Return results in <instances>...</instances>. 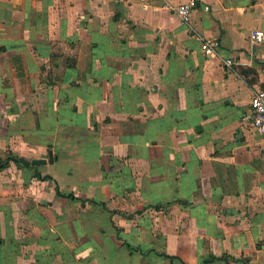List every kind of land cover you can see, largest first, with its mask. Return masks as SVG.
Returning <instances> with one entry per match:
<instances>
[{
  "label": "crops",
  "instance_id": "1",
  "mask_svg": "<svg viewBox=\"0 0 264 264\" xmlns=\"http://www.w3.org/2000/svg\"><path fill=\"white\" fill-rule=\"evenodd\" d=\"M188 1L0 0V264H264V0Z\"/></svg>",
  "mask_w": 264,
  "mask_h": 264
},
{
  "label": "built area",
  "instance_id": "2",
  "mask_svg": "<svg viewBox=\"0 0 264 264\" xmlns=\"http://www.w3.org/2000/svg\"><path fill=\"white\" fill-rule=\"evenodd\" d=\"M195 0H190L187 3L178 6H170V9L179 18L181 23H189L191 20V10L195 6ZM251 43H260L264 40V31L260 29H252L248 34ZM201 47L205 55L215 56L216 49L219 47V42L216 40H203L201 38ZM225 66H232V61L225 59L223 63ZM251 99L252 115L250 120L252 126L261 134L264 135V90H257L253 93Z\"/></svg>",
  "mask_w": 264,
  "mask_h": 264
},
{
  "label": "water",
  "instance_id": "3",
  "mask_svg": "<svg viewBox=\"0 0 264 264\" xmlns=\"http://www.w3.org/2000/svg\"><path fill=\"white\" fill-rule=\"evenodd\" d=\"M49 158L51 159V153H49ZM45 160L43 159H33L30 161V165H40V164H44Z\"/></svg>",
  "mask_w": 264,
  "mask_h": 264
},
{
  "label": "trees",
  "instance_id": "4",
  "mask_svg": "<svg viewBox=\"0 0 264 264\" xmlns=\"http://www.w3.org/2000/svg\"><path fill=\"white\" fill-rule=\"evenodd\" d=\"M21 160V159H20Z\"/></svg>",
  "mask_w": 264,
  "mask_h": 264
}]
</instances>
